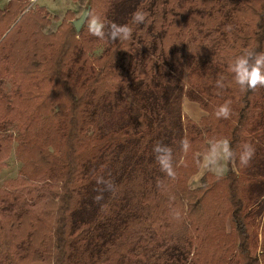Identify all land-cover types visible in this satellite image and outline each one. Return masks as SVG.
<instances>
[{"label":"trees","instance_id":"obj_1","mask_svg":"<svg viewBox=\"0 0 264 264\" xmlns=\"http://www.w3.org/2000/svg\"><path fill=\"white\" fill-rule=\"evenodd\" d=\"M29 1L0 8V77L13 87L0 94V129L19 131L0 135V167L14 140L22 163L0 185V264H204L223 248L237 257L221 264L264 260V228L257 254L250 208L264 193V88L243 91L228 71L244 51L264 52V0H88L83 22L90 9L129 24L123 43L74 21L44 34L45 8L22 13ZM138 9L147 19L132 24ZM184 96L207 114L185 115ZM225 102L231 115L217 118ZM219 139L237 152L251 143L255 155L211 186L206 173L188 187ZM157 143L172 149L174 177L157 163ZM222 182L227 206L215 190Z\"/></svg>","mask_w":264,"mask_h":264},{"label":"clouds","instance_id":"obj_2","mask_svg":"<svg viewBox=\"0 0 264 264\" xmlns=\"http://www.w3.org/2000/svg\"><path fill=\"white\" fill-rule=\"evenodd\" d=\"M147 15L146 12L138 9L132 15V24L145 23ZM228 27L230 29V26ZM106 28L108 29L107 31H105ZM88 30L92 36L99 40H119L123 43L133 38V28L129 24H106L104 19L98 15L90 17ZM228 71L232 74L234 83L243 91H256L259 88H264V52L244 51L229 63ZM216 85L218 88L224 87L223 77L217 80ZM215 114L217 118L228 119L231 115L230 102L220 105ZM189 147L190 142L187 139L181 140L182 151L187 152ZM153 151L156 154L155 158L161 170L168 176L174 177L172 149L167 145L157 143ZM254 155L255 148L251 143H244L239 152H237L227 139L210 141L209 148L203 154L199 169L191 178L190 184L195 182L196 185H199L202 177L208 172H211L217 178H222L229 171V165L237 159L241 166L247 167ZM180 163H183V160ZM97 183L105 185L107 190H112L114 187L111 181L105 180L102 176L97 178ZM102 198L101 194L94 199L99 202ZM259 264H264V260H261Z\"/></svg>","mask_w":264,"mask_h":264},{"label":"rangeland","instance_id":"obj_3","mask_svg":"<svg viewBox=\"0 0 264 264\" xmlns=\"http://www.w3.org/2000/svg\"><path fill=\"white\" fill-rule=\"evenodd\" d=\"M7 1L8 0H0V8H4ZM88 3H89L88 0H30L25 5L24 9L22 10V13L29 9H35L36 7L43 6L45 8L46 17L48 19V23L42 29V32L44 34L57 31V28L61 26L62 24L71 25L72 21H77L80 18L82 19V21L79 25V28L80 30H82L84 26L86 27L88 26L90 17L93 15L92 11H90L89 9V12L86 17V19L87 18L88 19L86 23L85 21L83 22V19H84L83 15H84L85 10L88 7ZM18 17L19 15L11 23L9 28L3 33L2 36H4L12 28L13 24H15V21L18 19ZM2 27H3V23H0V29H2ZM75 38L77 39L78 35ZM102 50H103V44L100 43L97 45L94 51H87L86 56L88 59L93 60L94 58L98 57L101 54ZM12 90H13V87H12L10 79L8 77H0V94L2 96L8 97ZM186 99L187 98L184 96L183 102ZM183 102H182V111L185 115H187L190 118L191 112L189 114L188 111L183 110ZM192 103H195L197 107L198 103L193 102V101ZM189 111H192V110H190L189 108ZM203 113L204 115L207 114V112L205 111ZM9 134H12V136H16V137L19 135V131L17 130L15 123H8L4 129H0V135H9ZM16 144L17 142L14 140L12 144L13 151L10 153L9 157L5 160V162L0 167V185H2L6 179L16 176L22 164L21 161H19L16 158L15 153H14V150L16 149ZM202 159H203V155L201 157V161ZM234 161L231 163V168L236 173L237 167ZM195 174L191 175L188 179L187 184H188V187L190 188H194L198 186L195 184V182H192L190 184V180ZM208 174L210 178H208L207 180H208V183L210 182L209 185L211 186L214 183L213 180L216 178V176L212 174L211 172H208ZM215 184H216L215 190H220V192L218 193V197H219L218 202L221 204V206L222 205L227 206L228 205L227 204V191L225 190L226 183L222 182L220 184H217V183ZM243 192L246 193L243 190L240 191V193H243ZM250 208H251V213L253 216L251 226H252V231L254 233V237L252 236V240H253L252 242L255 245V249H254L255 252L259 254L260 245L262 242V228H264V193H262L257 198L256 203L253 204ZM44 215L45 214H43V217ZM223 222H224V233L223 234L229 233L230 223H229L228 218L224 219ZM235 257H237V252L235 253V251L233 252L232 250H229V248L227 249V251H225V249L223 248L221 249L220 253L214 256L213 259H211L208 263L204 262V264H221L222 263L221 260H223V262H226V261L228 262L229 259H234ZM261 260L262 259L260 255L258 258V262H260Z\"/></svg>","mask_w":264,"mask_h":264},{"label":"crops","instance_id":"obj_4","mask_svg":"<svg viewBox=\"0 0 264 264\" xmlns=\"http://www.w3.org/2000/svg\"><path fill=\"white\" fill-rule=\"evenodd\" d=\"M187 100V101H186ZM184 100L183 102V110L184 111H188V113L190 114V118L195 120V121H198L203 115H204V111L202 109H200L197 105H195V103H192V101H189L188 99ZM189 108L190 110L192 111H189Z\"/></svg>","mask_w":264,"mask_h":264},{"label":"water","instance_id":"obj_5","mask_svg":"<svg viewBox=\"0 0 264 264\" xmlns=\"http://www.w3.org/2000/svg\"><path fill=\"white\" fill-rule=\"evenodd\" d=\"M83 16H84V15H83ZM81 21H82V19H81V18H80V19H78L77 21H74V26H75V28H76V29H78V28H79V25H80Z\"/></svg>","mask_w":264,"mask_h":264}]
</instances>
